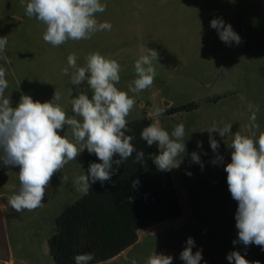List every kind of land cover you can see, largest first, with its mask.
<instances>
[{"label":"rangeland","instance_id":"rangeland-1","mask_svg":"<svg viewBox=\"0 0 264 264\" xmlns=\"http://www.w3.org/2000/svg\"><path fill=\"white\" fill-rule=\"evenodd\" d=\"M28 2L0 0V37L7 36L8 40L4 67L9 86L5 96L13 108L23 95L44 103L57 91L61 99L56 103L72 118L71 101L78 95V86L71 82L75 70L69 69L68 75L62 70L69 55H76L78 67H86V57L97 52L120 64L116 87L135 99L127 122L143 117L156 122L153 114L157 107L165 111L198 105L191 112L158 118L169 134L178 124L185 127L183 162L170 171L180 217L139 232L132 251L116 264L124 258L132 259L135 253L146 264L153 251L172 256V264H184L180 253L188 237L195 241L193 253L202 250L200 264H230L226 257L232 251L240 252L250 264H264L261 246L232 243L238 240V203L231 196L224 171L231 162L232 133L251 136L254 132L249 103L259 105L256 124L259 131H264V0H100L107 7L96 14V19L109 22L111 30L98 31L90 39L68 40L60 46L44 41L46 25L26 14ZM218 17L239 34V45H226L219 38L210 26ZM148 49L158 53V59L153 60L154 82L150 88L132 93L129 85L137 78L134 64L148 55ZM79 91L91 98L86 81ZM213 122L221 128L232 125V133L224 138L212 133L220 145L218 153L224 157L218 165L211 163L216 153L206 131ZM58 134L75 143L70 126L65 125ZM197 141L203 142L202 148L197 147ZM192 152L200 155L203 169L191 161ZM18 173L19 168L0 174V207L13 264H53L47 241L55 233V220L84 194L73 184L76 177L85 175L83 150L53 175L42 206L33 211L16 212L8 204L9 196L20 188ZM62 177H67V182Z\"/></svg>","mask_w":264,"mask_h":264},{"label":"clouds","instance_id":"clouds-1","mask_svg":"<svg viewBox=\"0 0 264 264\" xmlns=\"http://www.w3.org/2000/svg\"><path fill=\"white\" fill-rule=\"evenodd\" d=\"M106 7L100 0H29L26 14L46 25L43 35L45 42L60 46L68 40L90 39L98 31H110L112 25L109 22H98L96 19V14L103 13ZM210 26L217 30L219 38L226 45L233 42L239 45L242 42L239 34L223 18L211 20ZM7 43V36L0 37V61L4 62L0 64V162L5 167H19V191L8 198L12 209L21 212L41 207L53 175L70 161L76 160L85 148L90 154L94 153L101 163H90L88 174L78 176L73 181L76 189L84 193L97 181L102 187L105 182H112L120 166L134 152V162L145 164L144 151L134 147V136L126 135L129 131L126 117L135 99L116 87L120 82V64L117 61L97 52L86 57V67H78L76 55L68 56L67 66L62 72L68 75L69 69H74L71 82L78 86V95L71 101L74 115L69 118L56 103L61 99L57 91L48 102L33 101L31 96L23 95L17 107L11 106L10 99L5 96L9 86L4 67L8 61L5 54ZM157 59V51L148 49V55L136 60L134 68L137 78L129 85L130 92L139 93L152 86L156 76L153 60ZM85 81L91 90V98L87 92L79 91V86ZM248 110L254 129L251 136L239 132L233 134L231 124L221 128L215 122L206 131L209 133L210 147L216 153L211 160L213 165L222 164L224 157L219 155L220 145L212 133H218L221 138L229 133L233 135L231 162L224 167L229 191L238 203L235 214L238 240L232 243L242 242L246 247L255 244L264 250V131H259L256 124L259 105L249 103ZM163 112V108L155 109L153 115L156 122L142 130L141 139L149 147L156 145L158 154L149 153L148 159L152 160L157 170L170 172L178 169L183 162L186 153L183 141L185 127L178 124L169 134L159 124L158 118ZM65 125L71 127L75 143L58 134ZM77 144L82 148H78ZM202 144V141H197L198 148H202ZM115 156L119 158L114 159ZM190 159L203 169L200 155L192 152ZM187 175L192 173L188 172ZM67 179L62 177L63 182H67ZM139 185L140 180L136 178L131 187L136 189ZM194 247L195 241L188 237L180 253L184 264H200L202 261V250L193 253ZM226 258L230 264L233 261L234 264H250L238 251H232ZM94 259L95 255L91 252L74 256L75 264H90ZM172 261V256L153 251L146 264H172Z\"/></svg>","mask_w":264,"mask_h":264},{"label":"trees","instance_id":"trees-1","mask_svg":"<svg viewBox=\"0 0 264 264\" xmlns=\"http://www.w3.org/2000/svg\"><path fill=\"white\" fill-rule=\"evenodd\" d=\"M197 108V104L191 103L170 108L163 114L191 112ZM152 123L146 117L127 122L129 131L126 135L134 136L132 144L138 151H144L145 164L134 162V152L120 166L112 182H105L103 187L99 181L91 184L87 193L58 215L55 233L47 241L53 264H75V255L89 252L95 255L90 264L107 262L135 245L139 231L180 217L181 207L171 174L157 170L148 159L149 153L158 154L156 145L149 147L141 139L142 130ZM93 162L101 163L94 153L83 149L85 175ZM18 168L0 163V174ZM136 178L140 185L132 189V181Z\"/></svg>","mask_w":264,"mask_h":264},{"label":"water","instance_id":"water-1","mask_svg":"<svg viewBox=\"0 0 264 264\" xmlns=\"http://www.w3.org/2000/svg\"><path fill=\"white\" fill-rule=\"evenodd\" d=\"M9 261H10V248H9L3 213L0 208V263H7Z\"/></svg>","mask_w":264,"mask_h":264},{"label":"crops","instance_id":"crops-1","mask_svg":"<svg viewBox=\"0 0 264 264\" xmlns=\"http://www.w3.org/2000/svg\"><path fill=\"white\" fill-rule=\"evenodd\" d=\"M10 172V171H9ZM1 208V210H2V213H3V207H0ZM167 223V222H166ZM157 226V225H156ZM154 227V226H153ZM151 228V227H150ZM146 230V229H145ZM143 231V230H142ZM139 232H141V231H139ZM139 232H138V234H139ZM137 241H138V239H137ZM135 244H137V242L135 243ZM132 248L133 247H130V248H128V249H126L125 251H123L120 255H118L117 257H115V258H113V259H111V260H109V261H107V262H104V263H99V264H116V263H118V261L124 256V255H126L128 252H130V251H132ZM135 255H136V253H135ZM134 255V257L133 258H135L137 261L135 262L134 261V259L132 258V259H127V258H124V259H122V261L120 262V264H143V262H144V260L142 261V260H138V257H136ZM1 264V263H0ZM2 264H13V260H12V258H11V256H10V261L9 262H7V263H2Z\"/></svg>","mask_w":264,"mask_h":264}]
</instances>
